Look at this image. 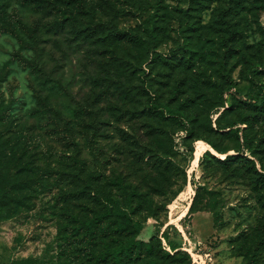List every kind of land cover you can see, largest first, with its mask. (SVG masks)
I'll return each mask as SVG.
<instances>
[{"label":"rangeland","instance_id":"rangeland-1","mask_svg":"<svg viewBox=\"0 0 264 264\" xmlns=\"http://www.w3.org/2000/svg\"><path fill=\"white\" fill-rule=\"evenodd\" d=\"M156 1L100 0L96 18L88 15L82 22L141 34ZM2 3L9 4L7 22L18 34L0 29V133L12 141L16 131L25 136L16 139L21 162L7 158L0 170H14L37 184L14 192L13 214L0 222V264H49L60 257V224L71 210L85 214L93 201L75 195L84 184L69 175L73 154L106 182L121 176L137 190L132 216L144 224L138 238L158 235L166 245L167 235L190 254L191 264H241L233 240L263 213V190L255 184H264V111L240 103L233 93L256 91L246 71L264 64L261 0H162L155 16L158 45L121 44L119 60L104 67L80 51L68 32L49 29L54 19L46 4L42 9ZM223 12L238 30L228 45L219 21ZM185 49L196 51L192 60L190 51L182 54ZM140 52L146 53L149 72L145 91L129 68ZM228 76L238 82L234 90ZM259 78L264 81V75ZM151 96L187 106L185 124L150 113ZM207 96L222 98L225 106L212 107ZM231 154L237 157L229 159ZM49 171L54 172L48 176ZM198 187L202 197L190 209ZM205 187L216 192L222 209L216 224L205 210Z\"/></svg>","mask_w":264,"mask_h":264},{"label":"trees","instance_id":"trees-1","mask_svg":"<svg viewBox=\"0 0 264 264\" xmlns=\"http://www.w3.org/2000/svg\"><path fill=\"white\" fill-rule=\"evenodd\" d=\"M2 1L4 0H0V29L5 28L7 32L17 35L18 30L15 24L7 22L9 4L4 6ZM15 1L31 3L42 9L43 5L46 4L51 9L46 14L53 16L54 19L53 22L48 23L49 29L68 32L78 49L103 61V67L106 63L113 64L114 61L119 60V46L121 44H125L129 48L137 47L139 49L144 46L146 49V42L149 46L152 44L156 46L159 43L155 16L160 9L162 0L156 1L154 12L150 14L148 24L142 25L143 32L141 34L116 31L107 28L101 22H95V20L92 23H83L82 20L88 15L92 19L96 18V11H98L99 6L95 7V5L100 0L98 2L96 0ZM238 3L241 4L242 0H238ZM261 3L264 8V0H261ZM227 16L226 12L219 14V21L222 22L223 29L228 35L223 39L226 45L235 40L238 32L236 24ZM21 25L25 29L26 26ZM189 51L191 53L189 57L192 60L196 51L185 49L182 54ZM226 60L227 57L224 56L225 65ZM129 62L131 63L129 68L140 80L141 87L145 91L149 75L146 69V53L140 52L136 62L131 60ZM225 65L224 68H226ZM262 75H264V64L250 65L246 71V79L256 89L255 94L238 96L239 94L233 93L234 98L249 108L264 111V81L259 78ZM228 79V88L234 90L238 82L229 76ZM216 97L218 99L214 96H207L208 101L213 103L212 107H224L225 101L218 96ZM186 107L185 105L173 107L171 103L160 102L152 96L147 103V110L150 113L165 120H172L179 126L184 125V120L187 119ZM219 122L220 119L218 118V127L221 126H219ZM208 126L213 129L211 120H209ZM15 133L18 134L16 139L18 138L19 142L24 133L21 130ZM236 135L239 136V132ZM11 139L12 136L5 137L4 133H0V163L10 158L18 165L21 162V157L17 152V141ZM246 142L249 143L247 137ZM211 145L214 151H219L217 144L212 142ZM206 154L214 156V152L211 150H207ZM227 157L235 159L237 156L231 154ZM71 158L75 167L74 170L69 171V175L74 181L79 180L84 184L83 187L75 191V195L80 198L83 195H85L84 197L91 196L93 201L91 206L90 204L87 205L89 211H86L85 214H79L72 210L66 214V220L60 224L58 229V239L62 252L57 261L49 264H130L133 261L139 262L138 264H170L171 262L191 264L190 254L182 249L180 243L170 240L167 235L164 236L166 245L158 235L153 236L148 241L138 238L144 224L143 221L135 219L132 212L137 209L134 202L140 194L132 188L130 182L121 176H116L114 180L106 182L102 179V175L90 169L88 164L77 154H73ZM53 172L51 171V173ZM51 173L49 171L48 176L52 175ZM55 174L63 173L56 171ZM32 184H37L35 178L20 177L14 170L3 168L0 170V222L10 219L13 214V202L17 201L14 192L27 186L30 187ZM255 186L256 190H263L259 198L261 201L260 210L263 213L253 228L233 240L232 250L236 251L235 254L239 257H242L241 264H264V184H255ZM200 189L201 187L197 188L190 209H193L199 197H202ZM202 189L208 195V208L205 210L211 213L213 224H216L222 215L221 207L217 206L219 201L215 197L216 192L206 187ZM2 208H8L5 214L1 212Z\"/></svg>","mask_w":264,"mask_h":264},{"label":"built area","instance_id":"built-area-1","mask_svg":"<svg viewBox=\"0 0 264 264\" xmlns=\"http://www.w3.org/2000/svg\"><path fill=\"white\" fill-rule=\"evenodd\" d=\"M187 251H189L190 252V250L189 249H187V248H185ZM191 253V252H190Z\"/></svg>","mask_w":264,"mask_h":264},{"label":"crops","instance_id":"crops-1","mask_svg":"<svg viewBox=\"0 0 264 264\" xmlns=\"http://www.w3.org/2000/svg\"><path fill=\"white\" fill-rule=\"evenodd\" d=\"M212 216V215H211ZM212 223H213V221H212Z\"/></svg>","mask_w":264,"mask_h":264}]
</instances>
